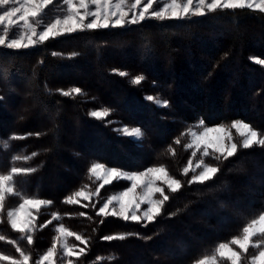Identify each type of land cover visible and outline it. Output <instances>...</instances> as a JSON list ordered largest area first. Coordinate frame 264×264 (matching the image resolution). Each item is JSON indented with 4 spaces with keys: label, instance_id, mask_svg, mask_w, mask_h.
I'll return each mask as SVG.
<instances>
[{
    "label": "trees",
    "instance_id": "1",
    "mask_svg": "<svg viewBox=\"0 0 264 264\" xmlns=\"http://www.w3.org/2000/svg\"><path fill=\"white\" fill-rule=\"evenodd\" d=\"M207 38L212 45L202 47ZM263 41L264 13L236 9L85 30L27 49L0 47V174L12 167L35 169L14 176L15 191L51 201L39 210L29 245L7 220V211L22 198L6 195L0 252H16L9 242L15 241L35 260L53 246L56 228L63 224L87 240L85 245L71 239L85 248L73 258L75 264H196L213 255L219 243L242 235L264 211V147L239 148L222 163L205 157L221 168L205 184L188 185L192 173L184 176L182 170L199 157L185 145L191 141L187 130L201 120L205 125L242 120L264 133V65L255 62L264 59ZM87 66L92 67L87 77L77 74ZM137 75L145 77L138 85L132 82ZM73 87L82 92L62 94ZM99 108L109 109V116L89 115ZM122 125L139 127L144 136L124 135ZM96 140L107 150L89 154L85 141ZM111 148L117 150L114 155ZM93 163L128 171L163 165L183 187L176 193L166 189L169 200L151 223L97 216L103 198L129 181L105 185L98 200L66 203L76 191L96 187L88 171ZM121 234L125 239H102Z\"/></svg>",
    "mask_w": 264,
    "mask_h": 264
},
{
    "label": "snow or ice",
    "instance_id": "2",
    "mask_svg": "<svg viewBox=\"0 0 264 264\" xmlns=\"http://www.w3.org/2000/svg\"><path fill=\"white\" fill-rule=\"evenodd\" d=\"M51 4H53V0H0V26H3V34H0V47L14 50L27 49L43 44L50 38L55 39L65 34L110 27H126L140 24L149 19L160 22L185 20L191 17H203L218 10L255 9L264 13V0H131V2L128 0H63V4L66 5L65 14L57 15L45 23L43 18L45 9ZM10 27L16 29V32L10 33ZM41 27L42 30L38 31ZM53 55L55 56L57 53H53ZM72 55L75 56L76 53ZM255 62L264 65V59H257ZM118 74L122 77L128 75L123 71H119ZM144 79L143 75H137L132 82L138 85ZM81 92V88L73 87L70 91H63L62 94L71 96ZM146 99L155 100L158 105L168 106L167 101H161L153 96H147ZM109 114L110 110L107 108L89 112L91 117L101 120L108 117ZM230 129H235L242 138L239 144L233 141ZM121 131L124 135L136 140H140L144 136L139 127L131 129L124 127ZM187 131L191 142L186 144L185 148L193 149V157H197V153L200 154L195 164L189 160L187 166L182 170L184 176L192 173L191 178L187 180L188 185L205 184L221 171L219 164L206 163L205 157H211L222 163L235 156L239 148L264 147V133L258 132L248 123L239 120L233 121L230 128L224 125L209 127L201 120L198 125L190 127ZM27 135L39 136L40 133H28ZM175 143L179 144L180 139L177 138ZM36 155V153H32L33 157ZM13 159L21 158L16 156ZM23 159L28 160L29 157L25 156ZM34 171L33 168L12 167L8 174L0 175V212L5 209L6 195L22 198V203L18 207L7 211V220L13 230L23 234L22 238L29 245L33 243V236L30 233L35 229L32 209L51 204V201L24 197L21 192L15 191L14 176H24ZM88 171L96 181L100 182L95 192L86 193L84 189H81L76 191L73 196L67 197L66 203L78 204L81 202L80 198L88 201L93 196H97L101 188L111 184L114 180L123 179L130 182V186L118 194L111 195L102 203L96 213L101 217L113 216L125 221L151 223L161 215L165 202L169 200L166 189L168 193H176L183 187L182 181L169 175L163 165L151 166L143 171L126 172L116 167H106L103 163H93ZM142 205L147 207L142 208ZM88 206L84 205V207ZM92 207L95 205L93 204ZM81 215L85 214L81 213ZM169 215H175V213ZM53 219L56 217L53 216ZM47 223H51V221H47L40 227L47 226ZM147 223L144 224L145 227ZM56 231L67 236L75 235L77 241L87 245L85 238L68 231L63 224H60ZM254 238L257 239L254 240ZM4 239L5 237L0 236V240ZM102 239L105 241L123 240L125 235H106ZM147 239H151V237H147ZM9 242L16 243L15 241ZM230 245L237 246V248ZM262 245H264V211L243 227L242 235L233 237L230 243H219L215 248V253L218 255L205 256L203 259H198L196 264H217V260H220L221 264H224L225 260L229 264H242V257L245 254H248L250 264H264V247ZM249 248L255 250L254 254L249 253ZM63 249V255L66 257L79 255L85 251V248H80L79 253H74L73 248L67 243L63 245ZM16 252L19 253L21 259L0 255V261H8L9 264H28L30 254L23 251L19 245L16 246ZM55 256H57V250L53 244L40 259L35 261V264H53ZM68 264H72V261L69 260Z\"/></svg>",
    "mask_w": 264,
    "mask_h": 264
},
{
    "label": "rangeland",
    "instance_id": "3",
    "mask_svg": "<svg viewBox=\"0 0 264 264\" xmlns=\"http://www.w3.org/2000/svg\"><path fill=\"white\" fill-rule=\"evenodd\" d=\"M128 2H131V0H128ZM65 10H66V5H64L63 4V0H53V4H51V5H49L48 6V8H46L45 9V13H44V21H45V23H47V22H49L50 20H52L53 18H55L57 15H63V14H65ZM129 26V25H128ZM2 29H3V26H0V34H3V31H2ZM40 30H42V27L41 28H39L38 29V31H40ZM14 32H16V29H14V28H12V27H10V33H14ZM256 34H258V33H256ZM214 42V41H213ZM264 42V41H263ZM212 45V42H211V40L210 39H206L204 42H202V47H205V46H211ZM92 69V67L90 66V67H85L82 71H78V75H80L81 77H87L88 75H89V70H91ZM75 72H77V71H75ZM62 78H64V79H66V76L64 75H62L61 76ZM105 81V85L107 84V83H109V82H106V80L105 79H101V82H104ZM108 85V84H107ZM101 109H104V108H99V109H93V110H101ZM239 121H242V120H239ZM243 122H245V123H247L246 121H243ZM249 124V123H248ZM196 125H198V124H196ZM220 125H224V126H226V127H229L230 128V125H231V123H226V124H220ZM250 125V124H249ZM206 126H209V127H211V126H216V125H206ZM124 127H128V126H124V125H122L120 128H121V130L124 128ZM128 128H133V127H128ZM255 129V128H254ZM195 130H201V129H195ZM230 131H231V135H232V137H233V141L234 142H236V143H240L241 142V137L239 136V134L237 133V131L235 130V129H230ZM258 131V130H257ZM259 132V131H258ZM84 137H86L85 135H84ZM190 139H191V137H190ZM191 142V141H190ZM73 144H75V142H72ZM85 148H87L86 150H87V152L89 153V154H93V153H102L104 150H107V146H106V144H102L99 140H96V141H88V142H86L85 141ZM112 149V154L114 155V153H116L117 152V150L116 149H113V148H111ZM200 155V154H199ZM196 161H197V159H196ZM196 161H193V164H195L196 163ZM206 162V161H205ZM207 163V162H206ZM106 166V165H105ZM155 166H160V165H155ZM106 167H108V166H106ZM151 167V166H150ZM165 167V166H164ZM257 168H258V166H256ZM166 168V167H165ZM261 168H263V166L261 167ZM146 169V168H145ZM167 169V168H166ZM122 171H126V172H131V171H128V170H123V169H121ZM144 170V169H143ZM143 170H140V171H143ZM168 171V170H167ZM199 171V170H198ZM168 173H169V171H168ZM1 175V174H0ZM170 175V174H169ZM65 177V176H64ZM59 178L60 179H62L63 177H61V176H59ZM94 178V181L96 180L95 179V177H93ZM99 181H96V187L95 188H93V189H91V188H85L84 190H85V192L86 193H93V192H95V190H96V188L99 186ZM120 185H123V184H120ZM128 186H130V182H129V185ZM127 186V187H128ZM51 187V186H50ZM55 187V185H53L51 188H54ZM124 186H122V187H120V190L119 191H116V192H114V193H112V194H110V195H108V197L107 198H103V200H102V202H101V204H100V206L102 205V203L104 202V201H106L111 195H114V194H118L119 192H121V191H123L125 188H123ZM139 191V190H138ZM158 195V194H157ZM28 198H33V199H39V198H36V197H32V196H27ZM92 199H94V200H98L99 199V197H98V195L97 196H93L90 200H92ZM42 200H44V199H42ZM80 200H81V202L83 201V198H80ZM90 200H88V202L90 201ZM47 201V200H46ZM20 203H22V200L18 203V204H16V205H14L10 210H12L13 208H16V207H18L19 206V204ZM47 205V204H46ZM43 206H45V205H42V206H40L38 209L37 208H33L32 209V214H33V216H34V223H35V229H36V227H37V214H38V212H39V210L43 207ZM111 207V206H110ZM147 206L146 205H142V208H146ZM239 216V215H238ZM237 216V217H238ZM60 225V224H59ZM58 225V226H59ZM57 226V227H58ZM65 227V226H64ZM66 228V227H65ZM34 229V230H35ZM68 231H70V232H73V231H71L70 229H68V228H66ZM33 230V231H34ZM33 231L30 233V234H32L33 233ZM73 233H75V232H73ZM76 234H78V233H76ZM78 235H80V234H78ZM21 238L23 237V234L21 233V236H20ZM57 237H59V239H57ZM57 237H56V240H55V246H56V250H57V256H55V257H53V264H68V261L69 260H71L72 261V264H75V261H74V257H77V256H79L81 253H79V250H80V248H83V245L82 244H79V243H74V242H72V238L74 237L75 238V235H73V236H67L66 234H61V233H58L57 232ZM23 239V238H22ZM76 239V238H75ZM65 243H67L70 247H72L73 248V252L74 253H79V255H72L71 257H66V256H64L63 255V251H64V249H63V245L65 244ZM227 243H229V242H227ZM15 245V247L18 245V244H14ZM231 247H233V248H237V246H234V245H230ZM262 247H264V245H262ZM250 249V248H249ZM23 250V249H22ZM24 251V250H23ZM48 251V250H47ZM46 251V252H47ZM45 252V253H46ZM254 252H255V250H253V253L252 254H254ZM45 253H43L42 255H40L39 256V258H36L35 260L33 259V257H30V259H29V262H28V264H35V261L36 260H38V259H40ZM29 254V253H28ZM215 255H218V253H214ZM213 254V255H214ZM0 255H7V256H10V257H14V258H16V259H21V257H20V255H19V253L18 252H6V251H3V252H0ZM226 255H227V253H226ZM212 256V255H211ZM0 264H9V262L8 261H0ZM217 264H221V262H220V260H217ZM224 264H229V262H227L226 260H225V262H224ZM242 264H250V261H249V258L247 257V258H245V260H243V257H242Z\"/></svg>",
    "mask_w": 264,
    "mask_h": 264
}]
</instances>
